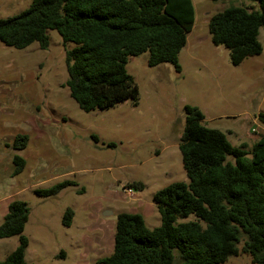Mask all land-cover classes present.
<instances>
[{
    "label": "rangeland",
    "instance_id": "374dc122",
    "mask_svg": "<svg viewBox=\"0 0 264 264\" xmlns=\"http://www.w3.org/2000/svg\"><path fill=\"white\" fill-rule=\"evenodd\" d=\"M31 1L0 0V19L19 14ZM191 1L194 24L178 56L180 72L171 64L148 67L147 53L129 57L126 71L138 87L137 106L128 100L81 111L64 86L65 50L75 45H64L54 30L47 31L46 50L37 43L18 50L0 42V224L9 203H27V263L94 264L97 249L101 258L109 256L120 213L141 215L149 229L159 226L153 195L188 182L178 149L184 106L198 108L205 125L224 133L234 147L250 149L264 134L257 119L264 113V27L258 35L262 52L239 65L231 64L228 50L214 45L208 32L211 15L229 7L257 11L258 3ZM17 135L28 138L22 150L12 148ZM14 156L25 160L16 176ZM64 180L77 186L48 198L34 193ZM132 182L143 188L129 187ZM66 209L73 211L69 227L62 224ZM17 244L18 236L0 239V260ZM223 264L253 263L239 254Z\"/></svg>",
    "mask_w": 264,
    "mask_h": 264
},
{
    "label": "trees",
    "instance_id": "16d2710c",
    "mask_svg": "<svg viewBox=\"0 0 264 264\" xmlns=\"http://www.w3.org/2000/svg\"><path fill=\"white\" fill-rule=\"evenodd\" d=\"M251 1L258 3L257 11L229 7L208 20L212 43L228 50L233 65L262 52L264 0ZM193 24L191 0H32L19 14L0 19V42L18 50L37 43L46 50L47 31L54 30L64 45L74 44L64 54V86L87 113L128 100L137 106L138 87L126 71L129 57L147 53L148 67L171 64L180 72L178 56ZM184 113L178 149L188 182L155 192L160 217L155 228L139 214H118L113 251L94 264H223L239 254L264 264V134L250 149L234 147L224 133L205 125L198 108L186 105ZM257 119L264 124V113ZM27 142L26 135H17L12 148L22 150ZM12 163L16 176L25 160L14 156ZM76 186L64 180L34 193L48 198ZM128 186L143 188L140 182ZM28 217L26 202L9 203L0 239L18 236V244L0 264H34L25 261L28 239L22 233ZM72 218L66 209L63 226Z\"/></svg>",
    "mask_w": 264,
    "mask_h": 264
},
{
    "label": "crops",
    "instance_id": "0c3cea01",
    "mask_svg": "<svg viewBox=\"0 0 264 264\" xmlns=\"http://www.w3.org/2000/svg\"><path fill=\"white\" fill-rule=\"evenodd\" d=\"M188 36V35H187ZM186 42H187V38H186ZM145 221V220H144ZM87 243H85L84 241H83V239H82V251H83V254H85V252H84V250H85V245H86ZM95 252V256H96V259L98 260V259H100L101 257H100V250L99 249H97L96 251H94ZM99 252V253H98ZM83 257V256H82ZM95 259V260H96ZM96 260V261H97Z\"/></svg>",
    "mask_w": 264,
    "mask_h": 264
},
{
    "label": "built area",
    "instance_id": "2783aa9c",
    "mask_svg": "<svg viewBox=\"0 0 264 264\" xmlns=\"http://www.w3.org/2000/svg\"><path fill=\"white\" fill-rule=\"evenodd\" d=\"M254 131H255V130H253L252 132H254ZM125 192H126V194H127L128 196H130V197L134 196V192H133L132 190H130V189H126Z\"/></svg>",
    "mask_w": 264,
    "mask_h": 264
}]
</instances>
